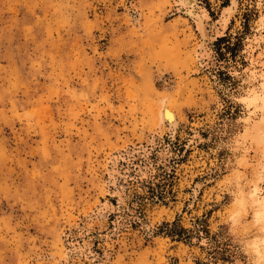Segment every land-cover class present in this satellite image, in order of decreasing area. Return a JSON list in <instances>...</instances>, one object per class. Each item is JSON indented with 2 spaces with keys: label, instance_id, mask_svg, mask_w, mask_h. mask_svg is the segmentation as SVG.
I'll return each instance as SVG.
<instances>
[{
  "label": "rangeland",
  "instance_id": "obj_1",
  "mask_svg": "<svg viewBox=\"0 0 264 264\" xmlns=\"http://www.w3.org/2000/svg\"><path fill=\"white\" fill-rule=\"evenodd\" d=\"M231 2L197 59L177 0H0V264H264V0Z\"/></svg>",
  "mask_w": 264,
  "mask_h": 264
},
{
  "label": "bare ground",
  "instance_id": "obj_2",
  "mask_svg": "<svg viewBox=\"0 0 264 264\" xmlns=\"http://www.w3.org/2000/svg\"><path fill=\"white\" fill-rule=\"evenodd\" d=\"M237 1L238 0H232L229 8L225 11L224 17L226 19L232 16V14L234 13L236 9ZM177 3L178 5L181 6V9L185 10V14L191 16L192 18H195V21L197 23L198 30L200 33V42L198 43L199 44L198 51L196 52L198 59V57L204 52L206 45L208 43V28H207L208 23L206 20L207 14L206 12H204V10L201 7H199L196 4V0H177ZM261 56L264 57V50L261 52ZM262 65L264 66V64ZM256 101H259L261 103L262 105L261 109L263 111L262 114L264 116V69L262 73V83L260 89L254 91V95L251 100V102H256ZM159 118H160V122L164 123L171 133L175 132L176 127L178 126L177 113L175 106L172 104V102L169 99L165 98L163 100L162 107L159 110ZM254 132L255 133H253L252 139L258 144V146L261 145L262 147H264V121L262 118L255 125ZM112 167L115 168L114 165H112ZM258 175L260 180L264 179V165L258 171ZM110 179L113 181L116 180V177H113V175L111 174ZM250 195L252 199V207L254 213L253 218L255 222L259 224L260 227L264 230V189L261 188L260 184H255L250 191ZM101 210L102 209H99L98 213H101L102 212ZM256 251L259 257L258 260L260 259L261 260L260 262H264V253H263L264 251L263 252L260 250H256Z\"/></svg>",
  "mask_w": 264,
  "mask_h": 264
}]
</instances>
